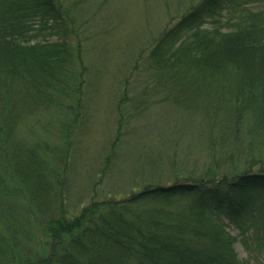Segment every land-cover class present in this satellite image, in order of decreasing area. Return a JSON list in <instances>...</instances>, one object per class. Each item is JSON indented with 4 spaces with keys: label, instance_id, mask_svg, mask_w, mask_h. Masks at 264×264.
Here are the masks:
<instances>
[{
    "label": "trees",
    "instance_id": "obj_1",
    "mask_svg": "<svg viewBox=\"0 0 264 264\" xmlns=\"http://www.w3.org/2000/svg\"><path fill=\"white\" fill-rule=\"evenodd\" d=\"M255 3L264 0L190 4L127 79V88H152L160 104L201 120L213 153L204 173L126 201H93L69 218L67 169L55 168L64 150L42 138L48 129L38 141L26 135L61 117L68 148L86 125L87 69L68 38L73 15L62 0H0V264H243L224 220L246 249L264 254V8L252 11ZM34 209L45 216L50 251L32 259L10 232Z\"/></svg>",
    "mask_w": 264,
    "mask_h": 264
},
{
    "label": "rangeland",
    "instance_id": "obj_2",
    "mask_svg": "<svg viewBox=\"0 0 264 264\" xmlns=\"http://www.w3.org/2000/svg\"><path fill=\"white\" fill-rule=\"evenodd\" d=\"M62 1L75 22L76 33H68V38L87 69L86 125L75 136L76 146L68 148L60 134L61 117H53L49 125L47 121L45 127L38 128L37 137H26L38 141L48 129V136L42 138H48L57 151L64 150L66 161L60 168L55 163V168L61 172L67 169L63 178L67 216L76 217L93 201H126L145 187L172 186L190 174L202 175L213 153L202 141L201 120L181 115L170 103L160 104L161 95L152 88H127L135 59L163 29L174 24L172 19L198 0ZM249 8L257 12L264 3ZM44 36L56 41L60 34L51 35L48 30ZM120 119L125 125L115 143ZM112 153L114 158L107 168L105 161ZM44 220L36 209L29 213V219L18 216L10 234L18 233L20 255L35 259L50 251L49 239L42 233ZM224 224L237 239L234 249L239 261L264 264V254L246 249L239 231L227 220ZM0 230L5 235L6 230Z\"/></svg>",
    "mask_w": 264,
    "mask_h": 264
}]
</instances>
